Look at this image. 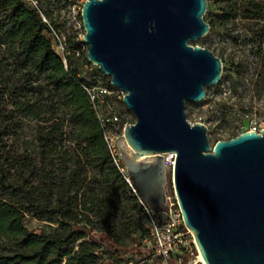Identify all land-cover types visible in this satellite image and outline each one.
I'll return each mask as SVG.
<instances>
[{
  "label": "water",
  "instance_id": "1",
  "mask_svg": "<svg viewBox=\"0 0 264 264\" xmlns=\"http://www.w3.org/2000/svg\"><path fill=\"white\" fill-rule=\"evenodd\" d=\"M207 4L86 0L85 58L123 93L135 119L116 149L139 199L168 214L173 156L174 195L204 263L264 264V129L211 145L205 123L186 119V103L202 101L223 72L220 58L190 44L209 32Z\"/></svg>",
  "mask_w": 264,
  "mask_h": 264
},
{
  "label": "trees",
  "instance_id": "2",
  "mask_svg": "<svg viewBox=\"0 0 264 264\" xmlns=\"http://www.w3.org/2000/svg\"><path fill=\"white\" fill-rule=\"evenodd\" d=\"M225 1V20L264 18V0ZM49 33L22 0H0V264H104L146 235L145 214L104 141L113 125L97 117L86 91L96 86L79 76L74 52L64 65ZM253 36L264 76V26ZM207 129L215 141L239 135ZM28 219L41 222L39 233L27 229Z\"/></svg>",
  "mask_w": 264,
  "mask_h": 264
},
{
  "label": "rangeland",
  "instance_id": "3",
  "mask_svg": "<svg viewBox=\"0 0 264 264\" xmlns=\"http://www.w3.org/2000/svg\"><path fill=\"white\" fill-rule=\"evenodd\" d=\"M241 1V0H237ZM49 23L55 32L68 39L73 38L81 32V11L72 16L68 5L63 0H40ZM207 8L203 18L206 23L213 22V33L198 39L191 45H198L208 49L216 57L222 60L223 71L218 84L206 88L205 98L198 103H186V119L191 124L205 123L212 125L217 131L226 128L235 129L236 133L248 131L253 124L264 129V76L261 75L262 68L259 58L252 54V49L258 47V39L253 36L254 32L264 26V18L259 20H245L239 16L235 19L223 18L222 8L226 5L225 0H207ZM239 14V12H237ZM237 14V15H238ZM86 50L80 53L77 66L79 76L85 78L96 87L109 88L110 78L99 73L93 66L82 62ZM113 87V86H112ZM114 88V87H113ZM110 89V88H109ZM115 89V88H114ZM109 107L119 116L121 120L134 123L135 119L130 111L123 105L120 90H111ZM104 114L109 113V108H103ZM210 120V122H209ZM226 137V136H225ZM213 145L216 141L208 135ZM171 160V159H170ZM166 192L170 201L174 204L172 192V166L166 172ZM41 222L28 219L26 227L29 231L39 233ZM90 238L99 241L103 238L99 232L90 233ZM128 242L127 246L118 251L113 261L104 264H159L156 258H152L149 252L137 243ZM104 249L111 248L107 243L102 244ZM193 256L187 260H197L198 253L192 247ZM100 261L107 258L101 255ZM200 264V263H199Z\"/></svg>",
  "mask_w": 264,
  "mask_h": 264
},
{
  "label": "built area",
  "instance_id": "4",
  "mask_svg": "<svg viewBox=\"0 0 264 264\" xmlns=\"http://www.w3.org/2000/svg\"><path fill=\"white\" fill-rule=\"evenodd\" d=\"M69 7L72 16H76L78 11H81L83 3L86 0H63ZM26 7L36 11L42 22L48 25L50 33L48 37L51 42L52 51L62 60L64 65L67 63L68 57L74 52L75 56H80V53L86 50L87 46L83 42L84 30L79 25L81 32L73 38L75 44H79L78 50L70 49L68 41L59 36L54 27L49 23L46 12L40 3V0H22ZM90 100L94 104L97 117L103 126L109 123L113 125L112 128L107 129L104 133V141L112 156L114 164L119 166V153L116 149V141L123 136L124 128L130 125L128 122L122 123L119 116L109 107L108 99L112 91L106 87H91L86 89ZM123 95V93L121 92ZM109 108V113L106 115L102 112L103 108ZM262 128L256 127L255 124L248 130L259 133ZM174 157L171 156L170 165L173 166ZM129 183V179H126ZM172 192L174 194L173 182ZM135 193V192H134ZM173 204L168 197V214L165 212H155L149 209L141 200V205L144 210L146 220V235L140 239L138 245L144 251L149 252L152 258H156L159 264H198L195 261L187 260L193 256L192 247L198 253L192 234L184 226L180 210L174 195Z\"/></svg>",
  "mask_w": 264,
  "mask_h": 264
},
{
  "label": "bare ground",
  "instance_id": "5",
  "mask_svg": "<svg viewBox=\"0 0 264 264\" xmlns=\"http://www.w3.org/2000/svg\"><path fill=\"white\" fill-rule=\"evenodd\" d=\"M170 157V156H169ZM196 262L199 264H205L204 263V261H203V259L201 258V256H200V253H198V256H197V260H196Z\"/></svg>",
  "mask_w": 264,
  "mask_h": 264
}]
</instances>
